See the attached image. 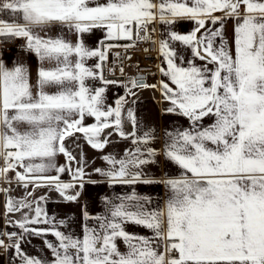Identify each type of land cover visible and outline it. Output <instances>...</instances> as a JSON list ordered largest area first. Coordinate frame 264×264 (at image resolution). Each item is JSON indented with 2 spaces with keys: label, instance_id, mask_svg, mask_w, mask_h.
I'll return each mask as SVG.
<instances>
[{
  "label": "snow or ice",
  "instance_id": "obj_1",
  "mask_svg": "<svg viewBox=\"0 0 264 264\" xmlns=\"http://www.w3.org/2000/svg\"><path fill=\"white\" fill-rule=\"evenodd\" d=\"M184 20L194 23L190 32L169 31L168 39L159 41L167 67H157L169 82L133 78L121 85L125 95L106 104L107 86L118 81L105 79L103 62L108 50L120 45L102 41L90 48L84 34L102 29L109 40H150L151 25ZM227 20L235 21L232 47L224 35ZM65 29L74 39L49 34ZM20 39L40 64L33 83L25 63L9 66L0 53V179L11 184V171L25 190L48 187L75 202L80 192L71 190L82 189L90 174L83 154L77 160L66 138L82 133L93 149L103 150L118 135L132 149L121 158L102 156L108 167L94 173L109 187L162 183L167 196L156 208L148 207L150 197L135 191L117 197L119 203L103 197L107 214L90 216L85 208L82 237L57 230L40 207L45 197L29 201L32 192L19 200L9 197L6 212H19L21 219L7 223L22 231L3 233L17 243L0 240V248L14 249L21 264H264V0H0V43ZM173 42L206 63L197 67L188 60L184 67L180 57L177 64ZM93 58L98 62L90 67ZM90 80L104 86L91 87ZM146 88H158L170 103L165 113L189 122L186 129L165 133L162 154L182 170L178 178L156 181L143 171L160 153L150 146L153 131L140 134L128 97ZM87 117L95 122L86 126ZM205 118L211 122L204 124ZM58 154L66 164H56ZM64 173L71 175L69 182L61 179ZM0 191L7 196L10 189ZM88 220L96 226L89 227ZM125 225L151 235L130 233ZM25 234L54 236L55 243L44 240L51 259L25 255L20 244Z\"/></svg>",
  "mask_w": 264,
  "mask_h": 264
},
{
  "label": "crops",
  "instance_id": "obj_2",
  "mask_svg": "<svg viewBox=\"0 0 264 264\" xmlns=\"http://www.w3.org/2000/svg\"><path fill=\"white\" fill-rule=\"evenodd\" d=\"M98 2H104V0H98ZM7 19V16L2 17ZM235 25L234 20H227L224 26V35L228 42L229 47L233 46V28ZM157 33H158V47L159 41L161 39H168L169 31H176L180 34H187L194 27L192 21H180L174 25H164L160 23H155ZM211 26V25H209ZM59 27V26H57ZM50 35H60L64 34L68 39H74L72 33H68L67 30L62 32L49 33ZM22 40V39H21ZM84 41L86 45L90 48H98L103 41H122L126 42V39H116L109 40L106 38V31L102 29H93L90 33L84 34ZM24 44V41L22 40ZM172 46L177 52L176 63L180 64V57H183L182 66L188 67V60H194L197 67L203 66L206 61H201L198 58L192 56L191 48L186 47L179 42H173ZM0 53L6 58L5 63L9 66L13 61H19L25 63L32 74L33 83H35L36 72L39 67L40 62L34 55L25 52L21 47H14L10 50L0 49ZM98 61L93 58L87 61L88 66H93ZM159 65L167 67L166 63L163 62V57L159 52ZM47 67V65H45ZM213 67V65H209ZM104 75V74H103ZM105 77V76H104ZM153 82L150 84H159L161 80L169 82L167 77L161 75L158 71L156 75L151 76ZM107 80H113L105 77ZM149 84V82H146ZM91 87H103L104 85L99 80L88 81ZM124 85L120 82L118 84H110L106 88L105 101L108 105H114L115 99L118 97L122 90H125ZM175 87L174 85H170ZM136 96H129V105L135 110L137 119L140 123V134L143 131H153L155 135V140L151 143V147L155 148L158 153H160L155 159L156 163L145 165L143 171L147 174V178L160 181L166 178H178L181 174V169L172 162L166 160L162 154V150L165 145L166 132H174L177 129H186L189 127V122L182 116L165 113L164 109L170 106V103L163 99L161 92L157 89L146 88V89H136ZM135 101L133 104L132 101ZM94 118L87 117L84 120V124L91 125L94 123ZM209 118H205L204 124L210 123ZM130 128L126 127L125 131H129ZM107 131V130H106ZM111 143H109L103 150L93 149L86 141L82 133H75L72 137H68L65 140V145L67 149L76 157L77 160L80 159L81 154L85 163L84 171L87 174L85 177L84 187L82 189L75 188L71 190L72 194L75 192H80V196L77 201L69 202L65 201L58 192L54 189H49L48 187H40L33 189L29 186L25 190L20 184L15 180V173H8V180L11 184L0 179V189L9 188L10 191L6 194L0 191V240H3L6 236L3 235L5 232H20L18 227L8 225L7 221L11 220L13 222L21 219V214L17 213H7L5 208L6 198H12L19 200L27 196V192H32V196H27L29 201L39 200L40 197H45L44 200L40 201V207L47 214L50 220H54L57 230H60L68 235H73L74 237H82L84 228V218L83 212L85 208L87 209L90 216L96 215H106V205L104 204L102 198L107 197L109 200L119 203L117 197L130 195L135 191L138 195L148 196L151 198V204L148 205L150 208L163 207L167 190L162 183H152V184H136V185H114L109 187L108 182L103 176L94 173L95 168H107L108 165L101 158L104 155H114L117 158L123 156L125 149H132L131 142L129 140H123L118 135H112L110 138ZM57 165L66 164V158L62 154H58L55 158ZM2 164V161H0ZM72 169L75 170L77 164L75 161L72 162ZM55 175V172L50 173ZM61 179L64 182H69L71 180V175L69 173L61 174ZM93 181L95 183H93ZM33 207L35 204L33 203ZM27 211V210H25ZM31 214V213H30ZM64 220L65 223L61 225L59 222ZM87 224L89 227L96 226V222L93 220H88ZM44 225H37V227H43ZM125 230L130 233H136L139 235H151V233L135 225H125ZM47 239L53 243L56 242L55 237L52 235H47L46 237H40L36 235L25 234L24 238L20 241L21 249L25 255L43 259L50 260L51 252L47 249L44 244V240ZM17 243V242H16ZM16 243H11L8 245H15ZM118 246L122 252L127 250L126 245L123 242L118 241ZM0 264H21V261L17 257L15 250L10 249L0 252Z\"/></svg>",
  "mask_w": 264,
  "mask_h": 264
},
{
  "label": "built area",
  "instance_id": "obj_3",
  "mask_svg": "<svg viewBox=\"0 0 264 264\" xmlns=\"http://www.w3.org/2000/svg\"><path fill=\"white\" fill-rule=\"evenodd\" d=\"M155 32L151 34L150 40L133 39L132 41H104V45H120L113 47L107 52V59L103 62V74L105 77L127 84L133 78H142L146 82L148 76L156 75L159 71V47L158 33L155 24L151 25ZM134 44L133 47H123L126 44ZM22 40L8 41L0 43V49L10 50L14 47H21ZM123 69V74L121 73ZM125 95L122 90L118 96ZM5 244L16 243V237H5ZM4 248H0V252Z\"/></svg>",
  "mask_w": 264,
  "mask_h": 264
},
{
  "label": "rangeland",
  "instance_id": "obj_4",
  "mask_svg": "<svg viewBox=\"0 0 264 264\" xmlns=\"http://www.w3.org/2000/svg\"><path fill=\"white\" fill-rule=\"evenodd\" d=\"M147 82H149V84H150L151 82H153V78L151 76H148L147 77Z\"/></svg>",
  "mask_w": 264,
  "mask_h": 264
}]
</instances>
